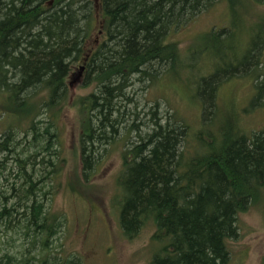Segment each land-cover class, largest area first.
<instances>
[{
	"label": "trees",
	"instance_id": "16d2710c",
	"mask_svg": "<svg viewBox=\"0 0 264 264\" xmlns=\"http://www.w3.org/2000/svg\"><path fill=\"white\" fill-rule=\"evenodd\" d=\"M216 1L0 0L1 111L19 117L0 135V181L6 182L0 232L8 235L0 264H85L64 254L66 217L51 204L66 161L61 129L69 78L81 66L83 87L92 90L72 102L80 114L81 174L68 186L94 191L97 166L121 148L118 220L132 238L146 224L155 227L152 242L159 246L149 264L230 262L239 214L264 198V128L244 129L237 109L217 117V98L223 79L239 69L257 71L258 47L235 72L217 69L200 80L202 117L194 134L167 102L139 99L141 90L183 65L186 52L172 33ZM222 1L235 10L242 0ZM255 84L264 105L263 73ZM16 240L22 243L15 246Z\"/></svg>",
	"mask_w": 264,
	"mask_h": 264
},
{
	"label": "rangeland",
	"instance_id": "374dc122",
	"mask_svg": "<svg viewBox=\"0 0 264 264\" xmlns=\"http://www.w3.org/2000/svg\"><path fill=\"white\" fill-rule=\"evenodd\" d=\"M218 1L172 33L171 41H176L180 50L186 52L183 65L171 69L165 75L166 79L164 76L160 78L159 84L141 90L139 99L142 104L156 99L167 102L186 119L194 134L202 117L197 95L200 80L215 74L217 69L227 70L226 74L235 72L234 68L247 51L256 45L262 63L258 64L257 71L249 69L243 75L239 69L238 76L223 79L225 82L219 88L216 116L223 117L237 109L240 125L247 131H257L264 128V105L258 103L255 84L257 75L264 74V4L260 0H242L233 10L228 2ZM211 31H215L217 39L212 38ZM78 72L79 68L75 67L69 78L70 100L62 114L61 129L62 154L66 161L60 175L62 185L51 202L66 217L61 233L62 250L64 254L81 256L85 264H149L159 246L156 241L152 242L155 227L146 224L132 238L124 235L118 220L120 190L116 178L122 167L121 148L110 150L97 166L93 178L94 191H76L67 184L70 181L76 183L75 178L81 174L78 145L80 114L72 102L92 90L91 87H83V76ZM3 103L0 93V135L19 121L18 116L8 117L1 111ZM0 184L2 189L6 188L4 180ZM238 226L240 236L229 243L231 258L228 264H261L264 255V198L239 214ZM7 236L0 232V245L3 247ZM21 243L16 240L15 246Z\"/></svg>",
	"mask_w": 264,
	"mask_h": 264
},
{
	"label": "water",
	"instance_id": "95a60500",
	"mask_svg": "<svg viewBox=\"0 0 264 264\" xmlns=\"http://www.w3.org/2000/svg\"><path fill=\"white\" fill-rule=\"evenodd\" d=\"M84 68H85L84 66H81V67H80L79 72H78V73H79V74H78L79 76L82 75ZM79 76H78V77H79Z\"/></svg>",
	"mask_w": 264,
	"mask_h": 264
}]
</instances>
